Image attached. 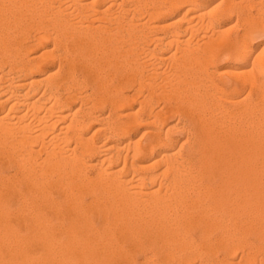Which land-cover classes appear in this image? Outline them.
<instances>
[{
  "label": "bare ground",
  "instance_id": "1",
  "mask_svg": "<svg viewBox=\"0 0 264 264\" xmlns=\"http://www.w3.org/2000/svg\"><path fill=\"white\" fill-rule=\"evenodd\" d=\"M151 1L0 0V264H235L243 229L264 247V56L251 53L264 0ZM173 10L185 25L148 36ZM234 14L229 32L219 20ZM222 46L253 59L233 80L217 79ZM169 95L190 117L188 156L151 102Z\"/></svg>",
  "mask_w": 264,
  "mask_h": 264
},
{
  "label": "rangeland",
  "instance_id": "2",
  "mask_svg": "<svg viewBox=\"0 0 264 264\" xmlns=\"http://www.w3.org/2000/svg\"><path fill=\"white\" fill-rule=\"evenodd\" d=\"M204 2H205V4H206V6L207 7H209V6H211V5H213L214 3L215 4H217V3H220V1L221 0H203ZM157 2L159 3H164L163 5L162 4H158L157 5ZM217 2V3H216ZM214 4V5H215ZM150 5H152V8H150ZM155 5H157V6H155ZM159 5H161L163 8H164V5L166 6V5H168V1H166V3L165 2H163V0H158V1H155V0H152L151 1V4H150V2H149V5H147L145 8L147 9H151V10H155L156 8L158 9V8H162V7H160ZM149 6V7H148ZM247 6H249V5H247ZM247 6L245 7V8H242V9H244L245 11H247V10H249V9H251L250 7H249V9H246L247 8ZM154 7H156V8H154ZM146 9H145V11H146ZM223 9H224V7L222 8L221 7V9H219L218 11H217V13L215 14V15H219V14H221L222 12H223ZM183 11L184 10H182L181 11V13H183ZM253 11H254V13H255V8L253 9ZM176 10H173V12L171 11L170 13H167V14H163V15H160V16H158V20H157V18L155 19L154 18V20L152 19L151 20V22H152V24H154V23H157L158 24V26H159V28H149V26H148V28L149 29H147V27H146V29H144V30H148V33H149V35H148V33L146 32V31H144L143 30V32H144V34L146 33L148 36H162V35H164L166 32L168 33V34H171L170 32V30H176V29H178V28H181L182 26H184L185 25V23H186V21H177V22H175L176 20H178L177 18L178 17H180L182 14H178V12H176ZM33 14V15H32ZM30 13V15H28L27 17V19L25 18V21H27V22H29V23H33V22H35V21H37V20H39V18H40V15L38 14V13ZM38 17V18H37ZM32 18V19H31ZM145 18H146V16H145ZM238 18H237V15L236 14H234L233 15V17H231V19H229L228 20V17L227 16H224V18H222L221 20H219V23H221V24H219V25H221V27L222 28H227L228 27V30L227 31H229L230 32V28H229V26L230 25H235L236 26V28L238 29V26L236 25V24H238V23H240V25H242V22L241 21H239V20H237ZM155 21V22H154ZM150 22V23H151ZM173 23V24H172ZM226 23V24H225ZM164 25V26H163ZM167 25V26H166ZM171 25V26H170ZM166 26V27H165ZM169 26V27H168ZM177 26V27H176ZM176 27V28H175ZM234 27V26H233ZM241 27V26H240ZM145 28V27H144ZM166 28V29H165ZM231 28H232V26H231ZM235 27H234V29H233V31H231V32H235L237 29H236ZM151 29V31H149ZM161 29H163V30H161ZM226 30V29H225ZM232 30V29H231ZM203 32L205 31V29H203L202 30ZM227 31H226V33H227ZM228 32V33H229ZM155 33V34H154ZM145 34V35H146ZM254 39V40H253ZM252 39V55H254L255 57L258 55V56H260V55H262L263 54V56H264V29L260 32V33H258L254 38ZM46 42V43H45ZM43 41L42 43H44L43 45H42V43H41V45H42V47H41V45L40 44H38L37 46H35L36 47V49H34V51H32V55H34V56H36V55H38L39 53H41V51H43V48L44 49H46V50H49V49H51V47L53 48V46H52V41H50V43L49 42H47V40L46 41ZM34 47V48H35ZM218 47H220L221 48V45H219ZM225 48V47H224ZM224 48H223V46H222V49H220V51L222 52V51H225L224 50ZM174 49V51H175V47L173 48ZM32 50V49H31ZM59 50V49H58ZM61 51V49L59 50V52ZM221 52H220V55H221V57H219L218 56V58H217V61H215V65H218L219 66V68H220V70L218 71V72H220V71H222V70H226L227 71V73L228 72H231V71H238V72H240L241 70H238V69H236L235 68V65H237V66H246V67H243V69H242V71L243 70H248L249 68H250V63L252 64L253 62V59L252 58H249V59H234V58H232L231 59V57H229V56H226L225 54H224V52H222V54H221ZM164 54H167L166 52L164 53ZM219 55V54H218ZM253 56V57H254ZM145 58L143 57V61H145L144 60ZM220 59V60H219ZM53 59H51L50 61V63L49 62H47V66H49L51 69H57V67H58V64L59 63H57V61L55 62V60H53ZM236 60V61H235ZM49 61V60H48ZM53 62V64H51ZM49 63V64H48ZM55 63V64H54ZM219 63V64H218ZM247 63H248V65H247ZM258 65H260V64H258ZM56 66V67H55ZM262 66V65H261ZM260 66V67H261ZM234 68V69H233ZM162 71H163V69H161ZM233 71V72H234ZM233 72H231L232 74H234ZM222 73H224V74H222ZM219 74H221V75H219ZM218 75H217V79L219 80L220 78H224V79H229V80H233V79H235L236 78V76H234V75H232V74H226L225 72H221V73H219ZM76 75L78 76V77H81V78H83L82 77V73L80 72V71H77L76 72ZM80 75V76H79ZM224 75V76H223ZM77 77V78H78ZM81 78H78L79 80H81L82 81V79ZM83 79H85L87 82H89L85 77L83 78ZM82 82H84L85 84V86H90L91 87V85H90V82L89 83H87V82H85L84 80L82 81ZM134 83V82H133ZM84 86V87H85ZM85 87V89L86 90H88V91H90V89L92 88H90V87ZM130 86V87H129ZM128 86V88L130 89V90H133L134 88L136 89L137 87H139L140 85L138 84V83H134V84H130ZM146 89V90H145ZM147 89L148 88H145V87H143V89H141L142 91H144L145 93H147ZM168 90V89H167ZM230 90L231 89H228V91L230 92ZM171 91H169V93H170ZM169 97V98H168ZM167 98H160V99H158L157 97L156 98H153V101L155 102H153V101H151L152 103H153V105H155V106H157V108H159V107H165L164 109H166L167 111V113L165 114V118L166 119H168L169 120V124H177L179 127V129H176V131H175V133H174V137H175V139L177 140V145L175 146V151H176V149L178 148V150H181V149H179V147H180V144L181 143H183L182 141H185L186 139H190L191 138V140L193 139V135H192V133H190V128H188L189 126H187V123L188 122H190L189 121V119H190V117H189V115H188V117H187V114L185 115V112L184 111H182V108H180V109H178V107H177V102L174 100V98H171L170 97V95L168 96ZM242 97V96H241ZM240 97V99H242ZM252 100L254 101V102H258V106H259V103H261L262 104V101L257 97V95H256V93L255 94H253V96H252ZM139 99H141V98H139ZM137 100V101H135V103H134V107H135V109H138L139 108V106L138 105H140V100ZM169 99V100H168ZM260 101V102H259ZM151 102L150 103H147L146 104V106H148V104L150 105L151 104ZM172 102V103H171ZM170 103V104H169ZM172 104V105H171ZM152 105V104H151ZM169 105H171L172 107L173 106H175V107H173V110H175V111H171V110H169L168 109V107L170 108L171 106H169ZM224 105V104H223ZM77 106H78V104L77 105H74L73 106V109H77ZM167 106V107H166ZM262 106V107H261ZM260 107V109L258 110V114H263L264 113V103L261 105ZM217 108V107H216ZM178 109V110H177ZM105 111V112H104ZM103 111V113L101 112V110H99V112H98V114L100 115V114H103V115H105L106 113L108 114V110H104ZM170 111H171V113H170ZM178 111H179V113H178ZM182 111V112H181ZM260 111V112H259ZM169 112V113H168ZM173 112V113H172ZM105 113V114H104ZM97 114V115H98ZM106 114V115H107ZM177 114V115H176ZM216 114V113H215ZM183 115V116H182ZM167 116V117H166ZM179 117H180V119H179ZM177 119H178V122H177ZM183 121H184V123H183ZM181 124V125H180ZM97 125H99V123H98V121H95V124L93 125L94 126V128H93V126L89 129V134L88 135H90V133L92 132V133H94L95 132V127H97ZM184 126L186 127V128H184ZM183 127V128H182ZM146 128V130L147 129H149V126H145V124H142V125H140L139 127H137L133 132H132V137H134V139H137L138 137H140V135L145 131L144 129ZM187 128H188V131H187ZM178 136V137H177ZM188 138H187V137ZM137 137V138H136ZM184 139V140H183ZM188 140H186L182 145H181V147L184 145V147H182V150H184V151H182V153H181V155L179 156V152H181V151H177L176 153H178L177 155H178V157H184L185 155L186 156H188V153H190V151H191V141H189L190 143H188ZM180 147V148H181ZM188 152V153H187ZM11 172H14V171H11ZM11 172H8V173H11ZM93 172V173H92ZM89 173H90V175H94L95 174V172L93 171V170H89ZM12 174V173H11ZM54 189V188H53ZM51 190V194H57L58 192H59V189L58 188H56V189H54V190ZM55 190H57V191H55ZM54 191V193H52ZM17 196V195H16ZM12 197L13 196H10V198L8 199V202L10 203V206L12 207V209H16V208H14V206H16V207H18L19 205H20V201H21V199H22V196H17V197H15L14 196V198L12 199ZM20 197H21V199H20ZM19 198V199H18ZM18 199V200H17ZM87 200H90V198H86ZM10 200V201H9ZM16 204H15V203ZM244 231H245V229H243ZM244 231H242L240 234H244V235H239L240 237H242V239L243 238H246V236L248 237V235L249 236H251V240H249L250 239V237L249 238H247V240H245L244 241V239L241 241V245H240V247H241V249L239 250V251H237L236 250V253H235V259H236V257H238L235 261V264L239 261V263H240V261H242L241 262V264H264L263 262H264V247H262L261 246V248L259 247L260 245H262V244H259L260 242H262L260 239H258V237H257V230H254L255 232H253V230H247L248 231V233H247V231L244 233ZM250 231V232H249ZM251 232H252V234L253 235H251ZM247 234V235H246ZM244 236V237H243ZM248 240H249V244H250V242H251V244H250V246H249V248L250 249H248V252L250 251V250H252V251H254V255L252 256V257H250V258H248V256L247 255H245L246 253H248L247 252V248H248V246H247V244H248ZM247 241V243H245ZM253 242V243H252ZM254 242L256 243L255 244V246H253V244H254ZM259 242V243H258ZM246 244V246L244 247V245H242V244ZM248 244V245H249ZM259 246H258V245ZM253 247H252V246ZM247 247V248H246ZM252 247V248H251ZM259 247V248H258ZM246 248V250H244ZM254 248V249H253ZM237 249H239V246H238V248ZM244 250V251H243ZM259 251V252H258ZM261 251V252H260ZM263 251V252H262ZM243 252H245L244 254H243ZM138 254V259H140L141 258V260H139V263H142V261H144V253L145 252H143V251H140V253H139V251L137 252ZM259 253V254H258ZM224 254V255H223ZM226 255V253H225V251L224 250H221L220 251V253H219V256L221 257V258H223L224 256ZM256 255V256H255ZM259 255V256H258ZM258 257V258H257ZM262 259H261V258ZM239 258H240V260H239ZM241 258H242V260H241ZM159 259H154V261L156 262L157 261V264L159 263V264H161L162 263V261H158ZM238 260V261H237ZM258 260V261H257ZM261 260V261H260ZM263 261V262H262ZM260 262V263H259ZM153 264V263H152ZM163 264V263H162ZM226 264V263H225Z\"/></svg>",
  "mask_w": 264,
  "mask_h": 264
}]
</instances>
